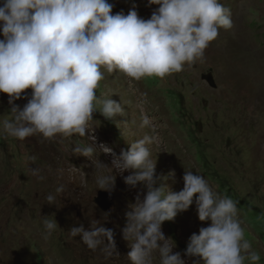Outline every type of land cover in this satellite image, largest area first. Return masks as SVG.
I'll return each mask as SVG.
<instances>
[{
	"label": "rangeland",
	"instance_id": "rangeland-1",
	"mask_svg": "<svg viewBox=\"0 0 264 264\" xmlns=\"http://www.w3.org/2000/svg\"><path fill=\"white\" fill-rule=\"evenodd\" d=\"M108 2L114 5L112 14L125 15L135 4L144 19L158 7L148 6L147 0ZM220 2L231 10L233 28L220 29L203 59L185 65L182 72L164 79L133 81L121 73L104 71L105 78L96 90L97 111L100 101L111 97L126 114L113 123L95 112L89 131L93 129L97 144L104 143L117 155L129 143L150 136L153 143L148 147L156 159V175L176 173L175 183L167 182L172 191L182 190L184 171L191 170L204 176L220 197L237 201L245 239L260 255L258 264H264V0ZM238 38L244 44L243 54ZM231 62L236 65L229 72ZM25 93L30 97L31 89ZM7 101V95L0 93V122L11 118ZM26 103L27 99L15 101L21 108ZM88 135L63 141L39 136L19 141L6 137L0 128V264H130L131 249L121 229L127 205L135 202L138 192L143 198L142 186L130 188L124 183L129 173L113 170L116 180L111 194L115 199L103 211L95 203L101 191L96 177L112 169L98 170L95 157L91 161L72 152L76 141L92 143ZM95 155L111 167L110 155L99 150ZM32 156L37 159L32 161ZM29 168H40L44 179L33 177ZM61 184L65 188L56 205H48L46 196ZM49 215L60 229L45 240L41 221ZM92 220L114 231L118 256L106 259L99 250L87 249L79 237H70V228L83 224L87 230ZM209 224L199 221L193 203L173 221L165 222L162 231L174 242L173 253L180 252L186 264H193L199 258L183 255L188 239ZM152 264H160L156 254Z\"/></svg>",
	"mask_w": 264,
	"mask_h": 264
},
{
	"label": "clouds",
	"instance_id": "clouds-1",
	"mask_svg": "<svg viewBox=\"0 0 264 264\" xmlns=\"http://www.w3.org/2000/svg\"><path fill=\"white\" fill-rule=\"evenodd\" d=\"M147 5L158 7L144 19L135 4L127 15L112 14L114 5L108 0H0V93L7 95L11 106V118L0 122V128L6 137L19 141L36 136L63 141L86 138L88 133L92 143L76 141L72 152L91 161L95 157L98 170L112 169L97 175L98 190L112 193L113 170L129 173L124 183L130 188L142 186L143 198L138 192L135 202L127 205L121 229L131 249L130 264H152L154 254L160 264H186L180 252L173 253L174 242L165 237L162 225L193 203L199 221L210 224L189 237L185 257L199 258L193 264H258L261 257L245 239L237 201L220 197L204 176L191 170L184 171L182 190L172 191L167 182L175 183L176 173L156 175L150 136L129 143L117 155L104 143L97 144L93 129L89 131L95 112L113 123L126 114L111 97L100 101L97 111L96 90L104 71L133 81L164 79L202 60L220 29L233 28L231 10L220 0H147ZM27 89H31L30 97ZM20 99H27L22 108L15 104ZM97 150L112 157L111 167L97 159ZM28 171L44 179L40 168ZM64 188L61 184L46 196L48 205H56ZM104 215L106 219L108 214ZM41 222L45 240L60 229L53 215L42 216ZM68 232L106 259L119 255L114 231L98 220H92L87 230L80 224Z\"/></svg>",
	"mask_w": 264,
	"mask_h": 264
},
{
	"label": "water",
	"instance_id": "water-1",
	"mask_svg": "<svg viewBox=\"0 0 264 264\" xmlns=\"http://www.w3.org/2000/svg\"><path fill=\"white\" fill-rule=\"evenodd\" d=\"M115 196L113 194H108L105 191H99L95 199V203L103 210L107 211L111 208L114 202Z\"/></svg>",
	"mask_w": 264,
	"mask_h": 264
},
{
	"label": "bare ground",
	"instance_id": "bare-ground-1",
	"mask_svg": "<svg viewBox=\"0 0 264 264\" xmlns=\"http://www.w3.org/2000/svg\"><path fill=\"white\" fill-rule=\"evenodd\" d=\"M237 44H238V46H240L241 47V49H240V52L243 54V51H244V44L242 43V41H240V39L238 38L237 39ZM246 47V46H245ZM247 48V47H246ZM251 60V59H250ZM233 63H234V66L236 65V63L235 62H231V66H229V72H230V70H232V68H234V66H233ZM259 64V63H258ZM243 69H245V68H243ZM233 70H235V69H233ZM239 71H240V68L238 69ZM237 70V71H238ZM241 72V71H240ZM260 74V73H259ZM258 84V83H257Z\"/></svg>",
	"mask_w": 264,
	"mask_h": 264
}]
</instances>
